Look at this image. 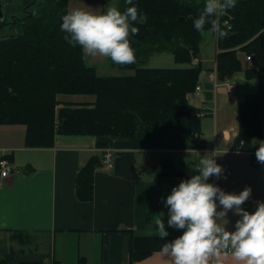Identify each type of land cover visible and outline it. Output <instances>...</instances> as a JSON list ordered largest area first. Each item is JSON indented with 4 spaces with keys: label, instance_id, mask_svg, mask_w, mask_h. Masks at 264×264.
<instances>
[{
    "label": "crops",
    "instance_id": "obj_1",
    "mask_svg": "<svg viewBox=\"0 0 264 264\" xmlns=\"http://www.w3.org/2000/svg\"><path fill=\"white\" fill-rule=\"evenodd\" d=\"M214 47L212 58L199 54L201 66L205 61L211 64L199 73L201 90L186 97L205 113L196 143L177 130H139L129 137L57 135L50 147H27L23 124H0V158L12 166L8 176H0V259L13 251L12 264H79V258L85 264H172V258L159 251L164 241L155 234L154 221L163 213L166 223L164 200L183 180L171 171L181 169L189 178L198 171L199 155L208 152L215 151L223 168L221 177H210L211 182L228 192L250 186L252 194L242 205L250 211L264 201V162L258 164L235 144L239 105L246 95L257 92L258 82L246 78L244 71L251 64L241 59L242 70L215 85L210 79L216 43ZM105 146L114 151L111 169L101 162ZM90 161H95L92 198L80 200L77 177ZM229 219L234 223L237 217L230 212ZM14 231L31 238L19 243L11 237ZM168 231L170 240L183 230ZM132 252L145 256L131 261ZM216 259L211 257L209 264ZM219 259L222 264H237L230 253Z\"/></svg>",
    "mask_w": 264,
    "mask_h": 264
},
{
    "label": "trees",
    "instance_id": "obj_2",
    "mask_svg": "<svg viewBox=\"0 0 264 264\" xmlns=\"http://www.w3.org/2000/svg\"><path fill=\"white\" fill-rule=\"evenodd\" d=\"M66 2L50 0L44 14L35 19V11H23L25 5L34 6L31 0H5V18L0 27L11 24L20 30L0 37V124H23L27 147H50L57 134L129 137L139 130H177L190 142H198L200 110L186 97L198 83L201 65H139L152 53L170 52L177 64H189L199 55L202 34L193 21L203 10V0H133L147 13L144 23L133 22L139 28L131 37L137 59L119 64L106 57L110 66L135 70L131 76L98 75L95 65L85 61L83 49L64 39L60 24L62 14L67 12ZM128 6L125 2L121 10ZM11 8L10 20H6ZM223 19H228L232 27L227 37L216 36L218 80L229 79L242 70L237 57L240 50L251 58L252 67L244 71L246 78L258 82L257 92L246 95L239 105V132L235 138L236 148L251 151L259 147L254 141H260L263 133L264 0H238ZM62 93L94 95L95 107L70 108L72 104H64L56 119V95ZM94 167L95 161H90L78 174L76 193L80 200L92 198ZM11 237L19 243L31 238L23 231H14ZM12 254L10 251L0 262L12 264ZM144 256L132 252L131 261ZM79 264L85 261L79 258Z\"/></svg>",
    "mask_w": 264,
    "mask_h": 264
},
{
    "label": "clouds",
    "instance_id": "obj_3",
    "mask_svg": "<svg viewBox=\"0 0 264 264\" xmlns=\"http://www.w3.org/2000/svg\"><path fill=\"white\" fill-rule=\"evenodd\" d=\"M125 2L130 6L124 10L110 6L105 12H96L77 7L62 14L60 29L64 39L72 46L79 45L90 56L110 57L119 64L134 63L137 57L131 37L139 28L133 22L144 23L147 13L133 0ZM237 3L238 0H203L194 28L201 34L227 37L232 26L222 17ZM215 156V151L199 155L198 171L173 186L164 200L168 227L163 213L154 221L155 234L164 241L159 251L171 257L172 264H209L211 257H217L215 264H222L219 257L228 253L237 264H264V201H258L250 211L242 207L252 194L250 186L228 192L211 182L210 177L220 178L223 173ZM256 157L264 162V141H260ZM3 163L6 161H0ZM230 212L237 217L234 223L229 219ZM221 220L228 223L222 224ZM168 228L183 231L169 240Z\"/></svg>",
    "mask_w": 264,
    "mask_h": 264
},
{
    "label": "rangeland",
    "instance_id": "obj_4",
    "mask_svg": "<svg viewBox=\"0 0 264 264\" xmlns=\"http://www.w3.org/2000/svg\"><path fill=\"white\" fill-rule=\"evenodd\" d=\"M34 1H36V0H31V3L33 2L34 6H31L29 8V5H25V7H27L26 9L28 10V13H33L35 11L36 12V18L35 19H38L44 14V11L47 10V7H48L50 0H37L36 3H34ZM66 1H67L66 2V10L67 11H69L73 8L79 7V8H84V9L89 10V11L105 12V11H107V8L110 6H117L120 10L125 6V2H123L125 0H66ZM10 7H12V6H10ZM26 9H24L23 11L25 12ZM11 12H12V8L9 10V13L7 14L6 20H10L9 18H10ZM45 15L47 16L46 12H45ZM19 30L20 29L17 30V27H13L11 24H7L3 27H0V36H6V35H9L10 33L14 32V31H19ZM215 43H216V35L214 33L205 32L204 34L201 35V41H200V46H199L200 53L199 54H201L202 59L213 57V53H214V49H215V47H214ZM237 49H239V48H237ZM238 53H241V54L238 55ZM83 55H84L85 61L88 64L95 65L98 75H101V76L130 75L131 76V75H134V73H135V70H133V69H129V70L121 69L117 66V64L114 66H110L107 58L104 56L93 57V56H90L89 54H87L84 50H83ZM246 55H247L246 53H244L240 50L237 51V57L240 61L242 59L244 62L251 64V62H250L251 58H250V60H247L245 58ZM208 64H211V61H210V63L206 62V61L203 62L201 68L202 69L207 68ZM215 64H216V62H215ZM196 65H201L200 61H199V55L196 57H192L189 64H179L178 65L174 61V56L172 53L161 52V53L150 54L145 59V61L142 62L139 66L142 68H144V67H146V68H184V67L196 66ZM215 67H216V65H215ZM215 67H214V71L212 72V74H215L216 83H218L219 80L217 78V73H216ZM251 67H252V65H251ZM196 85H199V83H197ZM194 89H195V87H194ZM193 92L196 93L194 90L191 93H193ZM56 100L59 102V105L56 106V108H55V117H56V119H58V112L61 108L65 107L64 104H72L69 106L70 108L92 109L95 107L96 97L94 95L87 94V93H80V94H63L62 93V94L56 95ZM204 114L205 113H203V111H200V113L198 115L202 116ZM56 125H58V121H56ZM57 135H60V134H57ZM263 139H264V132L262 133V138L260 141H262ZM260 141H259V143H260ZM105 147H108V146H105ZM256 149L248 151V152L253 157V160H256V162L258 163L257 158L254 155L256 153ZM253 152H254V154H253ZM260 164H262V163H260Z\"/></svg>",
    "mask_w": 264,
    "mask_h": 264
},
{
    "label": "built area",
    "instance_id": "obj_5",
    "mask_svg": "<svg viewBox=\"0 0 264 264\" xmlns=\"http://www.w3.org/2000/svg\"><path fill=\"white\" fill-rule=\"evenodd\" d=\"M247 60H250V56L246 55L245 57ZM210 79L216 84V76L215 74L210 75ZM230 87V86H229ZM201 90V87L199 85L195 86L194 91L198 93ZM264 141V139L262 140ZM102 152V165L105 169H111L114 166V151L111 147H104L101 149ZM254 154V152H253ZM256 156V153L254 154ZM257 158V157H256ZM0 161H6V163L0 164V176L1 177H6L8 176L11 171H12V166L11 164L5 159V158H0ZM258 163H262V161H259L257 159Z\"/></svg>",
    "mask_w": 264,
    "mask_h": 264
},
{
    "label": "water",
    "instance_id": "obj_6",
    "mask_svg": "<svg viewBox=\"0 0 264 264\" xmlns=\"http://www.w3.org/2000/svg\"><path fill=\"white\" fill-rule=\"evenodd\" d=\"M4 5H5V0H0V23L4 20L5 18V10H4ZM2 37V36H0ZM171 174L172 175H175V176H178V177H181L183 179H186L187 176L185 174V172L181 169H173L171 171Z\"/></svg>",
    "mask_w": 264,
    "mask_h": 264
},
{
    "label": "flooded vegetation",
    "instance_id": "obj_7",
    "mask_svg": "<svg viewBox=\"0 0 264 264\" xmlns=\"http://www.w3.org/2000/svg\"><path fill=\"white\" fill-rule=\"evenodd\" d=\"M25 13L28 14V10L27 9L25 10Z\"/></svg>",
    "mask_w": 264,
    "mask_h": 264
}]
</instances>
